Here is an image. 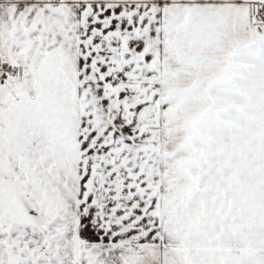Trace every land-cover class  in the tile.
Wrapping results in <instances>:
<instances>
[{
  "label": "snow or ice",
  "instance_id": "6c2138e0",
  "mask_svg": "<svg viewBox=\"0 0 264 264\" xmlns=\"http://www.w3.org/2000/svg\"><path fill=\"white\" fill-rule=\"evenodd\" d=\"M0 264H264V0H0Z\"/></svg>",
  "mask_w": 264,
  "mask_h": 264
}]
</instances>
